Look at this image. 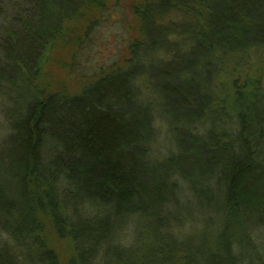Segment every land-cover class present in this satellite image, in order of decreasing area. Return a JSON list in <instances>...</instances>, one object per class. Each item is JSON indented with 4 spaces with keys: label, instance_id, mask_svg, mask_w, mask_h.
I'll use <instances>...</instances> for the list:
<instances>
[{
    "label": "trees",
    "instance_id": "obj_1",
    "mask_svg": "<svg viewBox=\"0 0 264 264\" xmlns=\"http://www.w3.org/2000/svg\"><path fill=\"white\" fill-rule=\"evenodd\" d=\"M1 1L0 264H60L47 225L70 264H264V88L213 106L222 76L264 64V0L139 5L142 37L75 94L44 88L43 68L102 0Z\"/></svg>",
    "mask_w": 264,
    "mask_h": 264
},
{
    "label": "rangeland",
    "instance_id": "obj_2",
    "mask_svg": "<svg viewBox=\"0 0 264 264\" xmlns=\"http://www.w3.org/2000/svg\"><path fill=\"white\" fill-rule=\"evenodd\" d=\"M152 1L102 0L87 4L74 20L66 24L65 29L57 37L43 68L40 84L51 92L75 94L92 81L90 78L92 74L102 68L109 67L117 60L121 63L128 56L129 43L142 37L141 23L135 16V7ZM1 2L4 3V0ZM94 21L99 25L91 32V35L87 36V28ZM5 26V23L0 20V33ZM227 86L232 88L237 86L244 95L243 99L250 100L251 95L254 96V93L263 91L264 64L252 70L250 66L244 65L237 70L230 71V76H222L218 81V101H215L213 105L216 106V109L223 107L222 110H225L224 106L227 105L225 95L229 91ZM2 122L3 117L0 113V133H3ZM236 123L237 117L235 115L229 117L226 114L223 116L222 128L236 129ZM157 124L159 125V140L154 155L162 157L172 149L171 138L167 125L162 121H158ZM219 131L221 130L219 129ZM189 208L191 211L192 208ZM190 213H188L190 220L186 222L187 224L191 225L200 220L204 222L202 216L198 215L197 217L194 215V211L192 214ZM204 213H206L208 220L209 213ZM217 224L215 221L213 225L216 226ZM187 227L189 226H186V229H188ZM189 231L188 229L187 232L189 233ZM44 236L48 247L55 252L60 264H70L74 257L72 242L67 238H59L53 228L48 225ZM258 241L257 243H264L261 237L258 238Z\"/></svg>",
    "mask_w": 264,
    "mask_h": 264
}]
</instances>
